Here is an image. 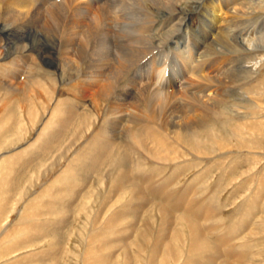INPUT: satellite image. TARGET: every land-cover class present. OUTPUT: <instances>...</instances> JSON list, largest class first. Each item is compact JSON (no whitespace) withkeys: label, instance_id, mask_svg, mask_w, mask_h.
I'll use <instances>...</instances> for the list:
<instances>
[{"label":"rangeland","instance_id":"obj_1","mask_svg":"<svg viewBox=\"0 0 264 264\" xmlns=\"http://www.w3.org/2000/svg\"><path fill=\"white\" fill-rule=\"evenodd\" d=\"M34 1L49 5L53 0ZM255 1L248 0L251 8L247 5L243 19L248 39L257 38L259 50L254 55L248 49L236 52L241 67H231L232 85L216 117L209 119L201 133L186 134L178 143L166 138L162 159L120 135L100 163L82 156L86 144L108 120L106 101L96 107L90 99L84 101L74 89L78 80L71 81L65 69L50 66L46 48L55 44L53 38L30 35L28 40L25 35L31 31L16 35L11 22H4L0 106L13 100L8 104L14 105L15 117L0 128V264H264V0ZM111 27L118 29L113 21ZM111 38L115 43V37ZM39 40L45 43H38L37 49ZM173 41L155 46L144 60L166 59L175 53ZM21 45H26L25 58L20 55ZM16 62L24 67H17ZM144 63L137 65L136 72ZM168 63L162 82L166 86L173 79ZM9 77L24 82L23 93L10 90ZM62 101L79 106V113L57 140H45L44 153L38 151V137L44 133L49 137L50 126L57 120L53 112ZM132 125L139 130V123ZM123 130L122 124L118 131ZM70 181L73 187L69 188ZM59 190L66 196L60 205L55 202ZM194 228L203 233V253L191 246ZM27 237L30 241L24 240ZM206 247L210 251L205 252Z\"/></svg>","mask_w":264,"mask_h":264},{"label":"bare ground","instance_id":"obj_2","mask_svg":"<svg viewBox=\"0 0 264 264\" xmlns=\"http://www.w3.org/2000/svg\"><path fill=\"white\" fill-rule=\"evenodd\" d=\"M247 5L251 8L248 0H53L49 5H46V3L45 5H39L34 0H0V35H5L3 24L6 21L8 23L11 22L16 35L31 31L25 35L28 37V40H30V35L34 39L42 38L43 36L53 38L55 44L47 48L45 47L50 54H46V59L50 66L57 69H65V72L71 77V81L73 79L78 80L74 85V89L77 95H80L84 101L90 99L94 107L98 106L100 101H106L104 115L107 113L109 116L108 120L102 126V133L100 132L95 135L86 146L84 145L83 153H85L82 156L92 157L91 159H94L95 163L96 161L100 163L103 157L111 152L120 135L123 138L130 139L132 143L140 146V148L148 150L156 159H162V148L166 146L167 149L166 138H171L172 142L178 143L182 140V136L186 134L194 136L197 133H201V130H203L209 119L214 116L216 117L217 109L222 106L226 96L228 97L227 92L230 90V84L232 85V80L229 76L231 67L235 66L234 64L241 67L239 56L236 52L248 49L251 51L248 54L254 55L259 50L258 39H248L249 30L245 27L246 22L243 19V16L247 14L246 10H249ZM112 21L118 25V29L115 31L111 27ZM183 30L182 35L178 37L177 34ZM127 31L130 33H126ZM154 31H156V35H154ZM111 36L115 37V43L110 41L113 39ZM163 36H165L164 40L162 39ZM45 37L43 38L46 39ZM135 37L139 40H133ZM150 38L153 41L148 43V39L150 40ZM170 39L174 40L175 53H169L166 59L163 57L160 60L155 58L144 60L155 46L164 45ZM4 40H0V56L5 50V46L2 44ZM40 41H37V44L43 43V39ZM30 42L36 43L32 40ZM39 44L36 46L37 49L40 48ZM25 47L26 45H21V48L19 47L21 56H23L22 51L26 49ZM23 57L21 60L25 58ZM226 60H228L227 63ZM144 61L146 63L142 64L136 72L137 65ZM169 61L173 68V79L166 86L162 82L166 78ZM14 62L10 64L13 63L14 65ZM21 63L16 62L15 64L17 67H20L23 66ZM36 65L39 66L38 64ZM8 66L11 69V66ZM28 66L30 67V65ZM132 69L135 70L134 74H132ZM16 71L15 69V73ZM10 72L13 71L10 70ZM12 74L15 75L14 72ZM6 81L11 91H22L23 93L24 82H19L12 77L7 78ZM37 93L38 95L40 94L39 91ZM10 101L12 102L13 100ZM10 101H5L6 103H2L0 106V128H2V124L11 123L15 117L14 105L8 104ZM66 104L62 101V104L58 105L54 110L53 115L57 120L50 126L49 137L45 133L38 137L39 140L36 142L37 145L40 141V144L37 146L39 147L38 151L44 153L43 147L46 146L48 148L44 143L45 140L47 139L46 143L57 140V135L59 136L70 124L69 121L73 117L75 118L76 113H79V106ZM81 105L84 106L82 103ZM27 112L29 113V110ZM28 117L32 118L33 116ZM135 122L140 124L138 129L142 132L134 130L136 128H133L134 125L132 124ZM122 124L124 125V130L119 133L118 128ZM104 132L105 134H103ZM106 133H109L110 136L106 135ZM88 161L87 159V163ZM120 177L124 176L120 175ZM65 181L67 180L65 179ZM71 182L70 184H67L68 182L64 184H67V187H69V185L72 186ZM117 182L116 185L118 184ZM60 186L63 187V185ZM0 187L1 189L3 187L1 183ZM61 191L59 190V193L57 192L56 194L57 196L55 195L56 201L50 197L56 204L65 200L66 196L63 197L65 195L64 190ZM63 193L64 195H62ZM135 195L139 196L140 193L137 192ZM0 196H2L1 193ZM53 198L55 197L53 196ZM141 198L143 197L141 196ZM47 207L45 206L46 209ZM164 214L167 216L168 213L166 214L165 211ZM195 228L193 229V244L191 243V246L194 250H201L205 247V242L203 243L204 240L202 241L200 237L203 233L199 234V231H196ZM37 236L39 237L38 234ZM26 239L29 240V237L24 240ZM153 243L155 244V241ZM144 244L146 245V243ZM154 244L153 246L157 245ZM153 246L151 247L152 250L154 249ZM157 246L160 247V245ZM209 247L205 248V252H208ZM109 248L111 247L109 246ZM207 248L209 249L207 250ZM202 251H198L197 253Z\"/></svg>","mask_w":264,"mask_h":264}]
</instances>
